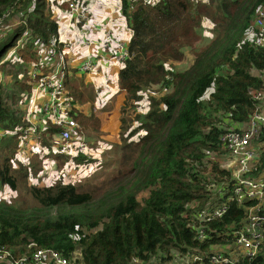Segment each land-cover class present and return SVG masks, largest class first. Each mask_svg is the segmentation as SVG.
Returning a JSON list of instances; mask_svg holds the SVG:
<instances>
[{
  "label": "trees",
  "instance_id": "trees-1",
  "mask_svg": "<svg viewBox=\"0 0 264 264\" xmlns=\"http://www.w3.org/2000/svg\"><path fill=\"white\" fill-rule=\"evenodd\" d=\"M261 5L264 0H122L131 37L126 44L130 55L118 69V86L125 90L124 103L146 97L148 110L135 114L140 122L133 129L120 118L119 129H130L126 136L142 128L144 133L122 144V167L98 190L58 180L29 183V200L0 197V245L15 256H29L38 247L67 256L79 249L86 264H167L176 255L191 253L201 257L199 263L212 264L214 252L229 253L235 230L246 222L245 207L254 200L238 203L230 197L234 177L225 160L220 163L222 153L229 152L220 136L247 121L260 103L251 92L263 87L253 70L264 68V47L247 33ZM4 11H9L7 22L19 24L0 35L2 72L11 61L2 57L24 29L29 38L13 59L26 67L38 59L35 42L50 44L58 35L48 0H0V13ZM200 12L212 23L211 36L197 44ZM188 48L190 61L179 67ZM18 76L19 71L14 83L22 84ZM83 76L73 67L64 88L79 105L74 114L79 130L90 127L99 133L100 117L81 109L92 100H83L90 92ZM2 85L0 128L15 129L24 123L23 111L21 105L11 107ZM30 85L27 81L18 98ZM46 124L41 144H23L18 130L0 136V187L16 189L33 174L34 158L58 137L59 127ZM253 141L260 155L246 173L257 177L264 169V126ZM113 144L108 142L106 148ZM32 147L41 148L34 153ZM71 156L76 162L90 160L82 152ZM222 204L224 212L208 218L209 211ZM215 245L228 248L217 251ZM223 264H264V230L255 255H239L236 263Z\"/></svg>",
  "mask_w": 264,
  "mask_h": 264
},
{
  "label": "built area",
  "instance_id": "built-area-1",
  "mask_svg": "<svg viewBox=\"0 0 264 264\" xmlns=\"http://www.w3.org/2000/svg\"><path fill=\"white\" fill-rule=\"evenodd\" d=\"M128 1L135 3L139 0ZM59 3L65 4L64 8L70 11L69 22L76 24L79 33L83 32L81 25L83 23L99 33V37L95 40L82 37L81 44L86 52L76 65L77 71L86 76L95 74L99 69H102L104 73H114L116 66L121 65L123 60L130 55L127 42L124 43L115 38L114 18H111L108 23H92L89 22V15L82 0H59ZM120 3L122 10V0ZM8 15L9 11L0 13V30ZM18 22V20L9 21L5 26L10 28ZM67 29L68 26L58 31L57 37L46 47L45 55L40 54L39 48L36 43L34 44L40 57L35 62H29L31 63L29 68V83L31 85L30 90L24 93L25 101L21 105L24 123L15 129L0 128V136L14 135L18 130L23 144H40L42 141L41 132L46 129V123H49L59 127L58 136L61 139L69 140L79 137L80 126L74 117L79 105L74 102L64 88V80L72 70V68H68L70 64L68 55L72 42L64 38ZM28 34V29H24L22 35L7 50L1 61L9 59L11 53L18 47H23L29 38ZM247 38L255 45L264 47V5L258 7ZM94 43L98 48L108 51L110 57L105 60L97 58L95 50L92 49ZM253 71L263 82L262 88L251 92V96L260 103L256 105L247 121L239 126L236 124V126L225 129L220 137L229 150V158L225 160V165L235 168L232 171L234 186L230 197L238 203H242L246 199H252L254 202L246 205V222L235 230L234 243L238 249L237 254L214 252L209 257L212 264L236 263L239 255L249 257L255 255L263 238L264 172L257 177L246 173L252 169L259 158L260 150L258 145L252 144V140L257 136L260 127L264 126V68ZM3 80V75L0 73V85ZM105 86H109L108 82H105ZM224 210L225 205H219L209 211L208 218L220 216ZM198 237L203 238L204 234L200 232ZM192 258L197 262L191 261L189 264H199L198 260L201 257L198 254H194ZM0 262L7 264H86L79 249L67 256L52 247H38L29 256H15L9 249L1 245Z\"/></svg>",
  "mask_w": 264,
  "mask_h": 264
},
{
  "label": "rangeland",
  "instance_id": "rangeland-1",
  "mask_svg": "<svg viewBox=\"0 0 264 264\" xmlns=\"http://www.w3.org/2000/svg\"><path fill=\"white\" fill-rule=\"evenodd\" d=\"M52 1L53 0H48L50 9H51L50 3ZM52 4H56V3L52 2ZM65 13L67 15L68 22H69V20L71 19L70 11L68 9H65ZM8 20L9 19L6 18L3 21L2 28L0 30V35H3L5 31L7 30H8L7 31L8 33L11 27L19 24V23H15L9 28L5 26ZM59 25L60 24L58 23V31L63 30L64 27L68 25L69 26H68L67 31L69 30V28L71 29L72 27L75 37L77 39L76 42L80 44V47H83L81 44L82 37H89L94 40L98 38V37L94 38L91 36V33L89 31V29L91 28H87L86 23L81 24L83 26L82 33L78 32L77 26L74 22L70 21L66 26L64 23L62 27H59ZM211 25L212 23L210 22V20L207 19V17L202 12H200L198 14V25H197L198 38L196 40L197 44L204 43L205 40H207L211 36V31H210ZM97 35H99V33ZM35 43L37 47L39 48V53L42 55H45L47 51L46 47H48L49 44H45L42 41H36ZM96 48H97V45L94 43L92 45V49L94 50ZM16 51L17 49H15L11 53V56L9 58L11 61H9L7 65L3 66V72L0 70L5 75L4 81L2 83L3 84L2 90L6 92V95H8V98L11 97L8 103L11 105L13 109L16 107H19L25 101L23 99L25 92H22L21 94H19V98H18V93L22 90L27 89V81L30 82L29 68L31 64V63H28L26 67L24 61L21 63L16 62L13 59V58H16L14 56ZM187 51L189 53L186 52V57L181 62L177 63L179 67L187 65V63L190 61V60L188 61V59L191 58L190 49L188 48ZM39 57L40 55H38V58ZM68 68L69 69L72 68L70 64ZM18 71H19L18 78L22 81V84L14 83V79H15L14 74ZM83 78H84L83 80H84L85 85H87L84 76ZM103 88H104L103 92L108 97L114 93V91L108 89L109 86H107V88L103 86ZM87 90H90V92H85V98L83 100H87L90 96H92L91 97L92 100L89 98V100H91L92 105L88 107L86 110H84L83 104H82L81 109L85 111L86 113L95 114L94 109L97 108L96 104L100 102V99L95 98L93 100L94 95H96L95 91L89 88H87ZM121 90H124V89H121ZM145 98L146 97H144L139 102L134 101L132 102L133 104L132 103L126 104L124 103V100H123V102L119 104V107L117 106L118 96H116V94L114 95V97L111 98L110 101H109V98H106L105 102L109 101V103L107 104L106 107H104L103 109L102 107H100V109H102L101 111H107V112L105 114H101V117L95 114L101 118L100 119L101 120L100 122L101 132L93 133L90 127L82 128L81 126L82 131L80 130L79 133L77 132L79 137L65 140V139H61L58 136L56 139H52L49 142L50 145L44 147V150H41L40 154L38 155L40 157L42 156L41 158L42 160H40L38 156H36L34 160L32 161V165H34L33 174H31L29 178L22 180V182L18 184L16 189H11L7 185L1 186L0 187V197L8 198L11 201H17V202H21L22 200H29V195L26 193V188H27V185H29V183H35L36 185H43V184H49L50 182H55L58 180L62 182H73L76 185H78L80 189L82 190H86V189L87 190H92V189L98 190L97 187L102 186L105 181L109 180L111 176L115 174L117 170L122 167V154H124V150L122 149V144L128 141H136L138 137L144 133V129L142 128V129H138L132 135L126 136L128 134V131L131 128L132 129L135 128L137 124L140 122V119L137 120L134 118L135 114L137 113L144 114L148 110V101ZM115 112L118 114V118L120 120V124H119L120 128H121V123H122V120L120 118L122 119L124 118L125 124L126 125L128 124L129 125L128 127L130 129H123V130L118 129V132H117L116 126L110 125L105 122L107 118L112 117V116L114 117ZM115 120L116 118H114L113 124H115ZM121 132H123V134H121ZM55 136H57V134ZM94 139H95V144H92L90 146L91 142ZM83 140H84V144L81 145L80 142ZM108 142L115 143V144L111 145L109 148H106L109 146ZM252 144L255 145V142L253 140H252ZM79 146H82L81 148H83L84 150L80 151V149L78 148ZM40 148L35 150L34 153L40 150ZM80 152L88 155L90 157V160L83 161V162H76L75 160L73 161L72 159L73 157L71 155H75ZM34 153H32V155ZM225 153L226 152L222 153V155L220 156V159H219L220 163H223L224 160H227L229 158V152H227L226 154ZM212 155L216 159V154H212ZM126 165L127 164H125V166ZM224 165H225V161H224ZM230 168L232 169V171H234L235 169L234 167H230ZM262 172H264V169ZM143 194H145V192L144 193L142 192L140 196ZM262 205H264V199L262 200ZM231 247L233 249L228 250V252L237 254L238 249L236 245L233 244V246ZM226 248H228V246H226ZM226 248L225 246L223 247L222 245L214 246V250H217V251H225ZM194 254H197V253H191L189 255H186V254L176 255L175 258H172V260L170 261L168 260L166 263L167 264H189L191 263V261L195 263L197 261L193 260L192 258ZM134 261L136 262L138 261V259ZM138 264H140V261H138ZM199 264H202V262Z\"/></svg>",
  "mask_w": 264,
  "mask_h": 264
},
{
  "label": "crops",
  "instance_id": "crops-1",
  "mask_svg": "<svg viewBox=\"0 0 264 264\" xmlns=\"http://www.w3.org/2000/svg\"><path fill=\"white\" fill-rule=\"evenodd\" d=\"M85 10L87 11L89 15V22L92 23H108L111 21V18H114L115 22V38L117 40L123 41L124 43L128 42V40L131 37V32L129 28L127 27L126 23V17L124 13L121 10V3L120 0H82ZM52 2L58 4H52ZM51 4V11L58 20V23L60 24L59 27H62L65 23V26L68 24V18L65 13V8L62 6L61 3L58 2V0H53ZM60 5V6H59ZM59 6V7H58ZM50 9V7H49ZM69 26V25H68ZM87 26V25H86ZM87 28H90L87 26ZM70 30V32H69ZM69 30L64 35L65 39L72 40V47L70 49L69 55H68V61L70 63V66L73 68H76V65L78 61L81 59V57L84 55L86 50L83 47H80V44H78L76 41L75 34L73 32V29L69 28ZM92 37H99L97 30L89 29ZM95 55L97 58L105 60L110 57L108 51L103 50L101 48H96ZM121 65L116 66L114 73H104L102 69H99L95 74L92 75H84L85 81L90 89L95 91L96 98L100 99V102L96 104L97 108L94 109V113L101 117V114H105L107 111H101L104 107L107 106L109 101L112 97L116 94L118 96V104H121L125 98V91L121 90V88L118 86V69ZM105 76H104V75ZM109 74V75H106ZM105 82H108L110 90L114 91V93L111 96H106L103 86H105ZM107 88V86H105ZM106 98H109V101L105 102ZM96 102V100H95ZM91 103H85L83 104L84 110H86L88 107H90ZM102 107V109H100ZM116 107V106H115ZM82 108V107H81ZM91 110V109H90ZM98 110V111H97ZM115 120V124H113V120ZM101 119V118H100ZM106 123L110 125H114L117 127V132L120 127V120L118 118V114L115 112V116L109 117L105 120ZM33 152L35 149L37 150L38 147H32Z\"/></svg>",
  "mask_w": 264,
  "mask_h": 264
}]
</instances>
